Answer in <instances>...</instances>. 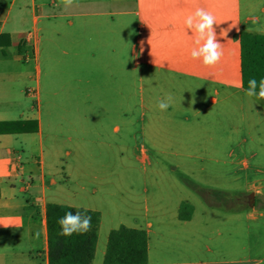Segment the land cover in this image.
<instances>
[{
    "label": "crops",
    "instance_id": "crops-1",
    "mask_svg": "<svg viewBox=\"0 0 264 264\" xmlns=\"http://www.w3.org/2000/svg\"><path fill=\"white\" fill-rule=\"evenodd\" d=\"M198 7L218 25L212 67L190 55L184 19ZM242 32L264 34V0H0V264H49V204L100 213L93 264L121 226L147 232V264H264L262 187L247 190L259 210L246 237L235 228V257L227 224H203L195 195L207 193L197 173L204 186L222 179L226 148L264 146V101L243 88ZM133 148L151 168L146 148H183L187 179L149 203L147 178H131ZM183 203L194 208L187 221Z\"/></svg>",
    "mask_w": 264,
    "mask_h": 264
},
{
    "label": "rangeland",
    "instance_id": "rangeland-1",
    "mask_svg": "<svg viewBox=\"0 0 264 264\" xmlns=\"http://www.w3.org/2000/svg\"><path fill=\"white\" fill-rule=\"evenodd\" d=\"M258 133L263 132L259 131ZM258 133L254 136H257ZM250 138L248 133H244L241 139L249 140ZM262 140L263 139H261V141ZM136 143L139 146L140 140L137 139ZM133 149L131 178L133 180H138L140 184L143 178H147L146 187L148 190L144 196L149 199V203L152 198L160 200L163 197H167L171 191L170 187L174 180H180L182 178L187 179V172L186 169L182 168V164L186 163L189 159L183 157V148H163L161 152H156L155 148H146L153 161V168L137 162V155L142 148ZM175 151L179 152L180 155ZM200 151V155L206 157L205 148H200ZM203 159L204 158H202V160ZM225 159L228 165L226 168L222 169V179L220 182H217L216 185H209L212 182L208 184L209 186L200 184V180H205L202 174L197 173L195 183L200 189L204 188L207 193L205 195L206 198L199 194L195 195L197 198H200V200L197 201L199 213L202 210L208 212L205 216L206 219H202L203 224L208 223L214 227L227 224L229 233L226 235L228 237L231 236V238L228 239L229 250L227 255L228 257H235L234 245L238 237L235 228L241 226L244 232L243 236L246 237L247 228H251L255 225V221L253 220V216L256 215L255 211L259 210L258 206L250 207V205H246L245 199L247 195L253 193H247V190L251 188V185L256 183L258 187H262V193L264 195V146H255L254 148H226ZM206 160L208 162L209 157L206 158ZM245 161H248L250 164L249 170L244 169L242 166V163ZM194 162L199 163L200 160L197 159L194 160ZM177 166L180 167L174 171V168ZM257 170L260 171V173H257ZM145 171H147V173ZM138 183L136 186H138ZM136 186L133 185V188H136ZM141 188H143V185L139 188V192L143 195ZM219 190L220 192L222 191V194H217V192H215ZM259 202H257V204H259ZM212 207H221L223 211L219 209L212 211L210 210ZM236 210L241 214V216H238V219L232 217ZM249 253H252L251 258H253V254L255 253L252 251ZM246 255H248V252H244L241 256L246 257Z\"/></svg>",
    "mask_w": 264,
    "mask_h": 264
},
{
    "label": "trees",
    "instance_id": "trees-1",
    "mask_svg": "<svg viewBox=\"0 0 264 264\" xmlns=\"http://www.w3.org/2000/svg\"><path fill=\"white\" fill-rule=\"evenodd\" d=\"M243 88L247 90L250 78H264V34H240ZM77 208L57 204L47 206V224L49 236V264H93L98 240V229L101 221L99 212L86 211L91 217V230L86 234L61 236L57 223L65 212H75ZM82 213L83 209H79ZM194 208L183 203L179 219L190 220ZM148 234L144 230L126 226L113 230L109 235L104 264H147Z\"/></svg>",
    "mask_w": 264,
    "mask_h": 264
},
{
    "label": "clouds",
    "instance_id": "clouds-1",
    "mask_svg": "<svg viewBox=\"0 0 264 264\" xmlns=\"http://www.w3.org/2000/svg\"><path fill=\"white\" fill-rule=\"evenodd\" d=\"M60 2L65 9H69L76 3V0H60ZM184 26L194 36V43L197 45V47L192 48L191 57L202 60V63L207 67L218 64L222 58L223 51L222 43L217 39V31L214 27L218 26L216 17L204 8L198 7L184 19ZM219 35L226 37L227 31L221 29ZM141 45H143V41H141ZM141 51H143V48H141ZM245 95L250 98L255 97L256 102L264 101V78L259 79V81L256 78H250ZM172 101L173 97L169 94L158 101L157 107L160 111H167L172 106ZM191 103L194 104L195 100L193 99ZM86 211L82 213L77 209L75 212H65L57 221L60 226L59 234L64 237H70L73 234L88 233L92 224L91 217L86 214ZM4 227H8V225ZM36 235L39 236V233Z\"/></svg>",
    "mask_w": 264,
    "mask_h": 264
},
{
    "label": "water",
    "instance_id": "water-1",
    "mask_svg": "<svg viewBox=\"0 0 264 264\" xmlns=\"http://www.w3.org/2000/svg\"><path fill=\"white\" fill-rule=\"evenodd\" d=\"M254 202H255V194L250 193L249 195H247V205H250V207H253Z\"/></svg>",
    "mask_w": 264,
    "mask_h": 264
}]
</instances>
